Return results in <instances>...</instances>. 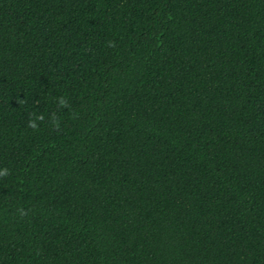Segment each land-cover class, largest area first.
Wrapping results in <instances>:
<instances>
[{
	"label": "trees",
	"instance_id": "obj_1",
	"mask_svg": "<svg viewBox=\"0 0 264 264\" xmlns=\"http://www.w3.org/2000/svg\"><path fill=\"white\" fill-rule=\"evenodd\" d=\"M0 170V264H264V0H0Z\"/></svg>",
	"mask_w": 264,
	"mask_h": 264
},
{
	"label": "clouds",
	"instance_id": "obj_2",
	"mask_svg": "<svg viewBox=\"0 0 264 264\" xmlns=\"http://www.w3.org/2000/svg\"><path fill=\"white\" fill-rule=\"evenodd\" d=\"M33 127H35V125H32ZM0 175H7V170H0Z\"/></svg>",
	"mask_w": 264,
	"mask_h": 264
}]
</instances>
